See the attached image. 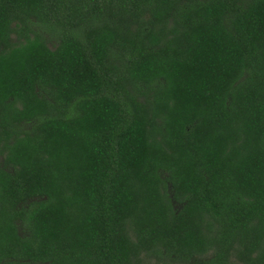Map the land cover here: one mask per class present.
Masks as SVG:
<instances>
[{
    "label": "trees",
    "instance_id": "trees-1",
    "mask_svg": "<svg viewBox=\"0 0 264 264\" xmlns=\"http://www.w3.org/2000/svg\"><path fill=\"white\" fill-rule=\"evenodd\" d=\"M151 256L264 264V0H0V264Z\"/></svg>",
    "mask_w": 264,
    "mask_h": 264
},
{
    "label": "rangeland",
    "instance_id": "rangeland-1",
    "mask_svg": "<svg viewBox=\"0 0 264 264\" xmlns=\"http://www.w3.org/2000/svg\"><path fill=\"white\" fill-rule=\"evenodd\" d=\"M50 46H52V44H49ZM143 264H158V259H156L155 257H145L144 258V263Z\"/></svg>",
    "mask_w": 264,
    "mask_h": 264
}]
</instances>
